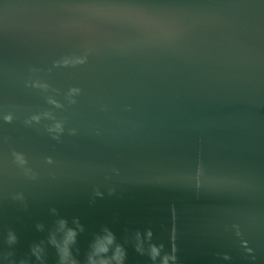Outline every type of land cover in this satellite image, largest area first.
Returning <instances> with one entry per match:
<instances>
[{
  "label": "water",
  "instance_id": "water-1",
  "mask_svg": "<svg viewBox=\"0 0 264 264\" xmlns=\"http://www.w3.org/2000/svg\"><path fill=\"white\" fill-rule=\"evenodd\" d=\"M21 261L264 264V0H0V264Z\"/></svg>",
  "mask_w": 264,
  "mask_h": 264
},
{
  "label": "clouds",
  "instance_id": "clouds-1",
  "mask_svg": "<svg viewBox=\"0 0 264 264\" xmlns=\"http://www.w3.org/2000/svg\"><path fill=\"white\" fill-rule=\"evenodd\" d=\"M60 223H61V226H63L65 224L64 221H61ZM75 235H76V232L73 229H69L68 230L67 236H66L65 242H64L65 246L62 249H60V251L63 253L64 256H67L69 254L67 245H68V243L74 241ZM8 240H9V243H14L15 240H16L15 235L10 233L9 237H8ZM106 241H107L106 244H101L96 249L97 252H107L108 251L107 244H112L113 243V236H112L111 233H109L108 236L106 237ZM53 242H55V241H53ZM137 250L138 251L140 250L139 246L137 247ZM33 251L36 252L37 255H39V249L38 248L33 249ZM157 254H158V249L156 247H152V249H151L152 257L155 258V256ZM123 256H124V253H123L122 248L120 246H117L116 253H115V258L117 259V261H122ZM20 264H24V262L21 261ZM73 264H75V262H73ZM101 264H107V261H101Z\"/></svg>",
  "mask_w": 264,
  "mask_h": 264
}]
</instances>
